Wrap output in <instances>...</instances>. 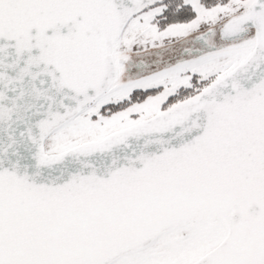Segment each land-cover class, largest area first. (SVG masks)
I'll return each instance as SVG.
<instances>
[{
  "label": "snow or ice",
  "instance_id": "obj_1",
  "mask_svg": "<svg viewBox=\"0 0 264 264\" xmlns=\"http://www.w3.org/2000/svg\"><path fill=\"white\" fill-rule=\"evenodd\" d=\"M0 264H264V0H0Z\"/></svg>",
  "mask_w": 264,
  "mask_h": 264
}]
</instances>
